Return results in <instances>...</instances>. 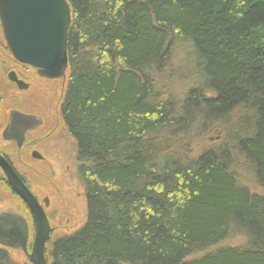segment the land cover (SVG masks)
<instances>
[{"label": "trees", "instance_id": "1", "mask_svg": "<svg viewBox=\"0 0 264 264\" xmlns=\"http://www.w3.org/2000/svg\"><path fill=\"white\" fill-rule=\"evenodd\" d=\"M66 1L59 115L86 216L48 263L264 264V193L236 171L264 190V0ZM177 45L192 83L162 94Z\"/></svg>", "mask_w": 264, "mask_h": 264}, {"label": "water", "instance_id": "2", "mask_svg": "<svg viewBox=\"0 0 264 264\" xmlns=\"http://www.w3.org/2000/svg\"><path fill=\"white\" fill-rule=\"evenodd\" d=\"M70 20L66 0H0V28L8 51L16 61L35 68L41 77L57 79L65 75ZM11 117L10 127L15 125L16 117L25 123L33 121L32 117L16 113ZM16 139L21 142L22 134ZM0 169L11 190L26 205L33 227L29 244L25 217L12 208L0 210V246L22 252L30 264H49L45 246L52 229L44 207L1 155Z\"/></svg>", "mask_w": 264, "mask_h": 264}, {"label": "rangeland", "instance_id": "3", "mask_svg": "<svg viewBox=\"0 0 264 264\" xmlns=\"http://www.w3.org/2000/svg\"><path fill=\"white\" fill-rule=\"evenodd\" d=\"M1 41L4 46V40H2L0 35V42ZM184 48L185 47L177 45L174 49V57L172 60L173 70L171 75L165 74L161 77L158 76L156 79L158 80L157 85L162 94L163 92L170 91L179 96L190 88L192 78L187 79L182 76V74L187 71L185 68L186 66L182 65L183 62L181 61L185 51ZM6 53H8V51L3 53L0 45V62L6 61L3 56V54ZM3 63L7 65L8 62ZM66 79L67 71L64 79L57 80V82L49 81L44 83L35 79L31 81L33 85L32 89L20 93V97L22 96L24 102H28V100H33L38 97L41 98L43 105L46 107L48 105V108H50V112L47 115L48 118L46 112L41 113L43 118L47 121V125L50 124L54 128L53 136L49 141H45L44 148H40L41 150L43 149L42 153H44L45 159L40 161L38 166L34 163H30L29 166L33 169L28 168V170L30 171L29 177H31L32 180L29 182L32 189L39 194L40 198H48V205L45 206V212L49 220V225L53 229L50 234L51 240L55 237L72 233L75 229L80 228L83 225L86 216L83 192L79 181H77L75 170V142L73 138L69 137L67 134L59 115V107L63 96V90L66 85ZM2 85L4 88L1 92V95H3L2 107L8 108L9 105L13 104L12 101H7L11 99L9 97L11 93L8 91L9 87L7 83ZM33 90L37 91L34 96L33 93H31ZM47 98H49L50 102ZM236 171L241 183L246 184L249 189L254 192L259 194L264 193V190L259 188L253 182L250 173H247L246 169L238 167L236 168ZM42 172H44V176L40 174ZM8 208L14 209L17 214L25 217L28 226L30 227V244L33 227L28 209L19 198L17 199L16 196L14 197V195H12L8 188L0 185V210H7ZM245 241L246 239H244L242 235L240 236L232 233L227 239L222 241L220 245L241 246ZM10 257L14 264H30L29 260H27L24 254L20 251L11 250Z\"/></svg>", "mask_w": 264, "mask_h": 264}, {"label": "flooded vegetation", "instance_id": "4", "mask_svg": "<svg viewBox=\"0 0 264 264\" xmlns=\"http://www.w3.org/2000/svg\"><path fill=\"white\" fill-rule=\"evenodd\" d=\"M0 32L3 40L1 28ZM0 45L3 53L8 51L5 40L4 46L2 41L0 42ZM3 56L6 61L0 62V155L9 163L13 172L16 173L21 182L24 183L31 194L34 195L39 204H42L45 212V206L43 203L45 202L48 204V198H40L39 194L32 189L29 183L32 180L31 177H29L30 171L28 168H31L29 166L30 163H34L36 166H38L39 162L45 159L44 153H42L43 149L41 150L40 148H44V144L46 143L45 141H49V139L53 136L54 128L50 124L47 125V121L43 118L41 113L46 112L47 116L50 112V108H48V105L47 107L43 105L41 98L38 97H36V99L34 98L33 100H28V102H24L22 96L20 97V93L32 89V80L37 79L44 83L49 81L57 82V80L64 79L65 75L62 77H57V79L41 77L36 72L35 68L33 69L26 64H21L20 62L16 61L11 55L10 51H8L6 54H3ZM3 62L8 63L6 65ZM4 83L8 84V91L11 93L9 96L11 99L8 98L9 100L7 101L13 102V104L9 105L8 108L2 107L3 95H1V92L4 89L2 85ZM31 93H33L34 96V94L36 95L37 91L33 90ZM47 99L50 102L49 98ZM14 113L22 116L26 115L32 117L33 121H27L25 123L22 120H19V117H16L17 119L15 125L10 127V121L12 119L11 115ZM20 133L22 134L21 142L16 139V137L18 138L20 136ZM40 174L44 176V172ZM0 185L8 188L14 197L16 196L17 199L19 198V196L15 195V193L11 190L9 184H7L5 175L2 173L1 169Z\"/></svg>", "mask_w": 264, "mask_h": 264}, {"label": "bare ground", "instance_id": "5", "mask_svg": "<svg viewBox=\"0 0 264 264\" xmlns=\"http://www.w3.org/2000/svg\"><path fill=\"white\" fill-rule=\"evenodd\" d=\"M28 227H29V226H28ZM51 229H52V228H51ZM52 230H53V229H52ZM52 230H51V232H52ZM29 232H30V227H29ZM32 234H33V231H32ZM50 234H51V233H50ZM49 237H50V238H49L48 242H49L50 239H51V235H49ZM48 242H47V243H48ZM47 243H46V245H47ZM45 248H46V246H45ZM28 250L30 251L29 247H28ZM25 258H26V257H25Z\"/></svg>", "mask_w": 264, "mask_h": 264}]
</instances>
